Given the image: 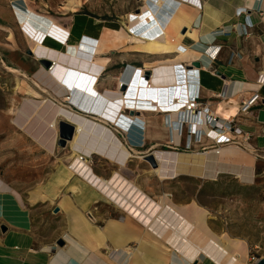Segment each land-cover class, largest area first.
<instances>
[{
	"label": "crops",
	"instance_id": "crops-1",
	"mask_svg": "<svg viewBox=\"0 0 264 264\" xmlns=\"http://www.w3.org/2000/svg\"><path fill=\"white\" fill-rule=\"evenodd\" d=\"M150 1L140 0L138 11L144 14L140 18H132L128 14L120 20L92 18L88 21L84 14L78 12L80 5L69 4L68 0H0V55L31 53V45L25 36L27 29L22 27L24 22L33 30L44 31L46 26L56 24L70 32L64 47L46 46L55 52L63 49L66 54H72L76 45L83 43L84 37L93 41L95 47L99 40L119 35V45L105 48L100 54L107 60L98 73L99 79L106 65L112 89H115L119 75L126 82L135 72L134 81L137 82L139 77L146 83L156 69L159 73L175 69L179 71L177 73L187 71L189 76L195 75L191 90V85L187 90L182 81L175 80L172 84L170 79H164L157 82L161 87H177L175 92L174 89L169 91L168 101L172 102L180 94L189 97L198 93L200 101L215 113L220 122L233 119L238 128L249 134L246 145L242 143V135L231 134L233 142L243 144L240 149L249 153L253 150L256 156L264 157V85H256L264 76V0ZM159 1L162 6H158ZM242 8L244 11L240 13ZM151 12L154 13L152 16L148 14ZM78 19L84 24L89 22L92 30L87 32L82 27L76 31ZM108 52L109 58L103 56ZM94 53L92 50L91 55ZM194 63H198L199 67L193 66ZM146 73H149L147 78ZM253 94L258 95V101L249 110L241 112V102ZM163 98L160 101L164 106L166 98ZM154 114L164 117L166 112H144L145 118ZM209 127L198 123L185 129L188 133L196 129L198 138L201 133L209 132ZM181 128L184 125L173 130L167 142L171 145L169 148L175 149L179 145ZM187 141V147L192 152H205L215 147L212 138L203 136L197 143L192 137ZM148 199L151 201L145 202L148 204L145 213L148 215L150 211L148 218L151 219L159 209L153 207L152 201L159 199L154 201L150 196ZM168 203L179 207L171 199ZM108 206L98 216L101 225H95L92 214L91 218L85 215L88 209H81L71 198L63 197L58 201V207L64 212L68 224L48 229L46 224L34 223V213L24 206L19 196L0 188V264H57V261L58 264H68L70 259L51 258L59 248L54 246L59 239L65 242L60 247H66L75 258L89 264L92 260V264H193L201 256L185 254L172 241H165L156 231L148 230V218L135 220L130 217L128 207L122 212L115 204ZM154 208H157L156 211ZM126 215L132 219L128 223L133 228L127 225ZM115 220L124 226L116 228L111 223ZM166 220L171 218L167 216Z\"/></svg>",
	"mask_w": 264,
	"mask_h": 264
},
{
	"label": "rangeland",
	"instance_id": "rangeland-1",
	"mask_svg": "<svg viewBox=\"0 0 264 264\" xmlns=\"http://www.w3.org/2000/svg\"><path fill=\"white\" fill-rule=\"evenodd\" d=\"M68 1L69 4L80 5L78 12L84 14L85 20L88 21L92 18L104 21L120 20L128 14L139 13L140 6V0ZM82 27L87 32L92 30L89 22L84 24L81 19H78L76 31H80ZM68 33L70 37V32ZM47 36L41 40L43 46L64 47ZM57 51L64 52L63 49H57ZM105 55L109 58V52L103 54ZM44 62H49L48 67H45ZM52 66V60L43 56L35 57L32 53L0 55V188L19 196L24 206L34 213L35 224H46L48 229H57L60 226L65 227L68 220L58 207L60 195L58 199H52L49 189L62 177L58 171H62L63 164L68 163L72 149L70 150L66 143L64 146L59 145V122L56 136L52 128H49L51 120L48 118L49 114L58 106H67L72 111L83 113L82 115L95 120L99 116L93 115L92 117L89 111H82L66 100L64 87L48 77V73L45 74L46 70L51 69ZM105 68L97 84L99 91L104 88L110 89L109 86H111L107 65ZM24 73L26 76L23 75ZM33 80L47 91L36 86ZM28 87L40 93V98L34 99L26 94ZM42 100L44 101L41 104L44 105L37 115H33V110L37 108L35 106H38ZM25 106L32 109L29 114L24 111ZM130 114L138 115L139 113L131 112ZM165 116L166 114L164 117L157 115L147 117L143 128L134 123L129 126L127 132H124L120 125L119 127L106 123L128 151L137 153L143 158L131 159L126 167L121 169L122 174L136 182L148 197L154 200H158L164 193L170 194L166 196V200L171 199L185 214H190L189 211L196 206L200 208L205 213V221L207 220L202 230L207 231L216 239L220 237L228 241V246L235 245L239 250L242 249L244 251L242 255L236 250L232 253L234 257L242 260L243 264H252L256 259L264 258V157L256 156L251 148H249L252 150L251 156L244 155L246 159L253 157L254 171L250 181L241 180L230 171L213 177L182 173L171 180H159L152 175L153 165L146 156L153 154L156 150L192 153L188 147L183 146L188 140V130L185 126L181 128L179 145L175 149L169 148L171 145L167 142L171 137V130ZM41 122L44 123L41 124ZM177 128L174 127V129ZM200 135L204 136V133ZM84 157L87 158L89 167L91 166L90 171L99 177L111 179L114 176L112 172L118 170L119 166L110 162L106 157L95 154L90 157L84 155ZM73 165L74 161L70 167L72 168ZM72 188L73 186L68 181L60 185L58 192L71 198ZM107 206L108 204L99 201L88 211L86 210L85 215L91 218L92 214L93 224L101 225L102 222L98 216L107 210ZM89 211L90 214H88ZM60 240L54 242L56 248L65 245L64 241L62 245H59ZM203 240H201V245L205 242L208 245L211 243V251L217 256L219 252L214 242L206 239L203 242ZM213 261L215 260L201 255L193 264H217Z\"/></svg>",
	"mask_w": 264,
	"mask_h": 264
},
{
	"label": "bare ground",
	"instance_id": "bare-ground-1",
	"mask_svg": "<svg viewBox=\"0 0 264 264\" xmlns=\"http://www.w3.org/2000/svg\"><path fill=\"white\" fill-rule=\"evenodd\" d=\"M144 1L149 2V0H143V2ZM161 1H159L158 6L163 5ZM150 4L151 3H149V5ZM152 10L154 11V9ZM148 14L152 16L154 13L151 12ZM158 15L155 16L158 17ZM142 16H144L142 11L130 14L132 18H140ZM23 26L27 29V35L25 36H27L26 38L31 45V53L35 57L43 56L53 61V66L51 69L46 70L47 72L45 74L48 73V77L56 80L60 86L64 87L66 100L70 101L72 106H76L82 111H89V115H92V117L96 115L99 116V118L95 120L94 118L82 115L83 113L80 114L72 111L71 108L67 106H58L49 114L48 118L49 120L51 119L49 121V128H52L55 135L57 134V125L60 121L71 124L74 127L72 138L66 142L70 150L72 149V153L70 152L71 155L68 158V163L63 164L62 171H58L62 177H60L58 182L52 184L50 187L51 189H49L51 198L58 199L59 195V199L65 197V194L62 195L58 192V188L61 184L63 185L69 181L73 186L70 193L71 199L77 203L79 208L89 209L99 201H103L106 204H116V207L121 208V211L128 207L131 212L130 217H133L135 220H145V218L149 217L150 212H148V215L145 213V209H147L146 205H148L145 204V202L151 200L148 199V195L136 184V182L129 180L121 172V169L125 168L131 159L143 158L137 153L128 151L126 146L116 137L106 123H111L113 126L120 125L122 130L127 132L129 126L134 123L143 128V124L145 123L144 112L153 111L159 113L162 111L166 112V120L171 130V137L173 130H175L174 127H179L183 121L182 124L190 121L188 124L195 126L196 121L193 116L191 117L181 109L178 110L180 106L176 104V96L172 102L168 101L171 95L169 91L174 89L173 92H175L177 87L172 85L161 87L157 85V82L160 80L170 79L172 84L175 80L176 82H184L187 90L188 86L191 85V90L193 86L191 81L195 75L189 76L187 71L177 73L179 72L177 69L171 70L168 73L165 70L159 73L156 69L152 72L150 80L145 83L144 79H140L139 77L137 78V82L134 81V72L126 83L120 79L121 76L119 75L116 79L115 89L104 88V90L99 91L97 88L99 79L98 73L105 66L107 60L106 58H102L100 54L105 48L118 46L119 42H121V36L117 35L113 39L104 38L99 40L95 47L93 46V41L85 39L84 37V40H81L83 43L79 42L81 44L76 45L72 54H66L52 51L41 43V40L46 35L59 41L65 40L67 32L58 25H48L44 31L28 28L27 22H24L22 27ZM92 50L95 52L94 55H91ZM101 73L100 75H102ZM23 75L26 76L25 73ZM52 75L54 77H52ZM61 78H64V80H61ZM34 83L43 91H47L36 81H34ZM123 87L127 90H123ZM159 89L166 90L167 92H157ZM26 94L34 99L40 98V93L29 87L26 89ZM180 96L181 94L179 97ZM163 97L166 98L164 100V106L162 105L163 101H160V98ZM43 101L44 100L40 101L39 107L37 105L35 106L37 108L35 111L33 110V115L39 113L40 108L44 105L41 104ZM24 111L29 114L32 109L25 106ZM131 112L139 114H130ZM39 119H41V117H39ZM43 123L44 122H41V124ZM240 148L241 147L234 145H227L211 148L205 152L196 151L192 153L156 150L153 154H150V156H153L156 163L155 167H151V173L159 180H171L182 173H193L203 177H213L222 172L230 171L233 172L234 176L237 178L250 181L252 177L251 174L254 171L252 168L253 157L252 159L244 158V155H251L249 152ZM93 154L106 157L110 162L119 166L118 170L112 172L114 176L111 179L99 177L93 171H90L91 166L89 167L88 160L84 155L90 157ZM73 161L74 165L71 168L70 164ZM169 195L170 194L164 193L158 201H152L153 207H158L159 209L157 214L151 216V219L148 218V222L150 223L146 227L148 230L156 231L165 241H172L173 244L178 246V249L184 251L185 254L187 253L192 256L194 253L197 257L200 254L202 256L206 255L209 259H214L215 261L213 262H217V264H243L242 260L234 257L232 253V251L236 250L239 251L241 255L244 254V251L240 247L241 250L235 245L228 246V241L220 237L216 239L212 237V235H209L207 231H203L204 229L202 226L205 227V222L207 220L205 221V213L200 208L196 206L190 211V214H185L180 207H173L171 206L172 204L170 205L168 203L166 196ZM126 216L127 225L133 228V225L128 223L132 219L128 215ZM167 216H169L171 220L167 221ZM156 222L161 223L156 224ZM111 223L116 228L118 226H124L123 224H119L116 220ZM197 232H200V234ZM203 239L214 242V246H216V250L219 252L217 256L216 253L214 254L211 251V243L208 245V243L205 242L204 245H201V240ZM57 251L58 256L56 257ZM56 252L52 254V259L63 261L70 259L69 262L67 261L68 264H89L81 261V259L75 258L71 252L69 253L63 247L57 248ZM92 261H90V264L93 263Z\"/></svg>",
	"mask_w": 264,
	"mask_h": 264
},
{
	"label": "built area",
	"instance_id": "built-area-1",
	"mask_svg": "<svg viewBox=\"0 0 264 264\" xmlns=\"http://www.w3.org/2000/svg\"><path fill=\"white\" fill-rule=\"evenodd\" d=\"M188 1L191 2V0H188ZM198 8H201L199 4H198ZM243 11H244L243 8L240 9V13H243ZM47 37L51 38L50 36H47ZM68 37H69V33L67 32V35L64 41H59L53 38L51 39L58 42L59 44L64 45V42H67ZM256 85L258 87H261L262 85H264V76H262V78L256 82ZM258 99H259L258 95L253 94L249 99L243 100L240 105L241 112L249 110L258 101ZM175 101H176V104L180 106L178 110L181 109L182 111H185L186 113H188L191 117L193 116L195 118L196 124L202 123L205 126L206 125L210 126L209 132H206V133L204 132L203 137L212 138L215 147H218L221 144L242 147L243 144L244 145L247 144V141L250 138L249 134L243 132L240 128H238L235 125V122L233 119H230V120L227 119L225 120V122H220V120L217 118L215 113L210 111L209 108L200 101L198 93H195L189 97H182V96L176 97ZM188 125H189L188 123H184L185 127ZM231 134L232 135H242L243 144H240V143L237 144L233 142V139L230 137ZM187 135H188L189 140H191V137H192L194 142L197 143V141L198 142L200 141L201 135L198 138H196L195 130H192ZM187 142H186L185 147H187Z\"/></svg>",
	"mask_w": 264,
	"mask_h": 264
},
{
	"label": "water",
	"instance_id": "water-1",
	"mask_svg": "<svg viewBox=\"0 0 264 264\" xmlns=\"http://www.w3.org/2000/svg\"><path fill=\"white\" fill-rule=\"evenodd\" d=\"M43 64L45 65V67H48L49 62H44ZM192 65L195 67H199L198 63H194ZM148 75H149V73H146L145 78H147ZM58 126H59V139H60L59 145L64 146L65 143L72 138L73 133H74V127H73V125L68 124L66 122H63V121H60ZM146 158L153 165V167H155L156 164H155L153 157L148 155V156H146ZM55 212H56V210H55ZM1 230L4 231L3 228H1ZM58 244L62 245L63 241L60 240L58 242ZM252 264H264V258H258Z\"/></svg>",
	"mask_w": 264,
	"mask_h": 264
}]
</instances>
